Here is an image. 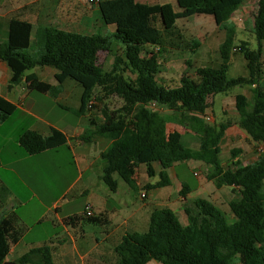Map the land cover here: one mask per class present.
<instances>
[{"label": "trees", "instance_id": "trees-1", "mask_svg": "<svg viewBox=\"0 0 264 264\" xmlns=\"http://www.w3.org/2000/svg\"><path fill=\"white\" fill-rule=\"evenodd\" d=\"M171 3L147 4L137 0H100L98 9L105 25L114 26L111 35L80 34L50 25H39L36 30L34 56L29 54L33 26L28 20L13 18L8 25L6 42L0 44V60L11 69L9 89L24 84L29 91L55 95L59 89L41 80L36 73L26 74L35 67H50L59 85L73 80L83 90L77 115L89 109L92 95L98 91L103 98L111 96L124 100L116 112L103 111L101 123L89 129L81 138L91 142L106 137L110 144L102 153L106 160L102 179L111 192H117L119 179L134 188L137 169L146 166L149 177L156 175L154 164L161 167L160 180L151 188L171 185L167 170L176 163L202 161L209 167L207 179L217 187L238 189L241 198L231 201V221L227 214L206 199H194L184 211L188 223L183 225L178 215L168 207L155 209L146 231L126 234L116 246L118 264H264V157L254 164L235 161L233 169L223 168L220 154L226 129L204 120L209 99L217 94H229L238 86H255L252 98L235 96L238 127L257 143L264 142V83L262 70V42L264 41V0H257L258 9L253 19V32L259 48L250 49L246 42L238 46L247 62L248 75L230 77L231 37L220 45L221 62L217 67H195L193 76L179 80L161 81V66L156 47L162 43L163 32L175 30L179 19L195 15L214 18L220 30L232 31L226 21L247 0H175ZM114 42L121 45L110 71L99 64L102 52L111 53ZM193 41L192 53L200 47ZM236 48V47H235ZM233 48V51L234 49ZM235 52V51H234ZM238 52V51H237ZM188 67H192L189 61ZM151 104L167 106L175 116H161ZM16 111V106L0 96V120L5 121ZM180 122L198 138L199 147L191 149L178 131L168 132L167 125ZM93 139V140H92ZM69 138L62 131L51 128L48 136L31 130L23 131L18 145L28 156L46 151L69 148ZM240 151H233L237 156ZM1 163V162H0ZM149 187V188H150ZM190 192L183 184L180 195L186 199ZM25 233L19 217L12 212L0 219V264L5 262L11 245ZM40 255V261L34 258ZM55 264L48 245L32 249L18 259L17 264Z\"/></svg>", "mask_w": 264, "mask_h": 264}, {"label": "rangeland", "instance_id": "rangeland-1", "mask_svg": "<svg viewBox=\"0 0 264 264\" xmlns=\"http://www.w3.org/2000/svg\"><path fill=\"white\" fill-rule=\"evenodd\" d=\"M138 1L151 5L171 3L178 11L175 0ZM41 3L44 7V11H47V9H49L51 5L56 4L59 7L58 12L60 13V15L67 17L66 20L59 19L52 22L51 25L57 28H62L68 31L86 35H111L114 32V26L109 27L104 24L98 9V2L92 0H41ZM249 6L250 9H248V13L240 14L239 11L234 13L233 18L236 20L234 21L235 25L231 26L233 28L231 32L218 29L214 22L196 26L193 21L204 18L205 16L203 15H195L187 19H179L178 25L175 30H173L171 33L163 32L160 50L157 51L161 66V74L158 75V79L161 81H169L179 80L185 74L193 76L195 67L197 65H199L200 67L214 68L219 66L221 61L219 49L226 36H229L231 37V39H233V47L230 51V63L233 57H235L234 60L237 59V55L240 58H243L239 50L238 52L233 51V48H238V46L243 41L248 44V47L250 49H258L259 43L253 32V19L258 9V4L257 2H254ZM44 14L46 15V13ZM74 21H77V23H74ZM184 32H186V37L183 35ZM195 40L202 43L197 53L201 50L202 57H206L205 53L208 51V59L201 60V56L198 57V55L195 56V54L192 53V45L193 41ZM35 43L36 42L34 41V45H32V47H30L28 51L31 56H34L38 52H41L39 51V48ZM120 46L121 45H118L114 42V44L112 45L111 53L102 52L99 55V64L103 67L104 71H110L112 69L116 53H122V49L120 48ZM261 46L263 52L261 68L263 70L264 78V41L262 42ZM242 60L244 61V58ZM187 61H189L192 65L191 68L188 67L186 63ZM236 64H238V62ZM240 69L241 70L230 71L229 76L233 78L244 76L246 74V71L248 75V69H242V65H240ZM51 70V68H47L42 71L41 74L45 79L51 82H56V80L52 79L53 76ZM33 72H35V69H29L28 71H26V74ZM68 82L73 83V86H68V94L70 96H73L77 93L79 95V93L82 92L81 86L79 84L77 85L75 81L69 79ZM21 85L22 84H19L14 87H16V89L20 91ZM76 85L77 89L75 87ZM251 90L252 88L250 85H244L233 88L229 94H217L214 97L213 104L210 103V114L215 117L216 124L220 125L221 123L229 121L233 117L231 111L230 113L227 112L225 114L226 116L222 113V101L226 97L234 95L236 96L237 94L247 95L248 92L249 98H252ZM31 94L33 97L35 96L44 101L45 104L54 106L52 118L55 119L52 121L57 123V126L59 128L65 129V131H67L68 133H73V131L81 129L80 118L75 112L78 105H80L79 96L78 99H76V97H73L72 100L66 102L68 105L61 102V104L59 105L54 103L53 98L49 96L47 97L46 94H42L36 91H32ZM103 96L104 95H101L100 93H98V91H96L90 99L91 103L87 112L90 113L89 118H91V126L96 127V125L102 122L103 111L107 110L108 112H116L121 110L125 104L124 100L120 99L119 97L111 96L109 98H103ZM31 98L32 97L27 99V101L30 102ZM150 107L154 111H157L163 117L175 116L173 115L174 113L172 112V110L167 106L151 104ZM229 110L230 109L228 108V111ZM207 116L208 115H205L204 120L207 123H210L207 120ZM10 128L11 125L5 126V131L9 132L7 136L12 138L11 136L13 129L10 130ZM168 128L167 131L173 130L175 128L183 130V132L185 133L182 136V140L187 147L191 149L199 147V145H196L195 147L190 145V142L192 141L191 136L195 134L189 128L184 127L182 123L177 121L169 123ZM81 137L79 140L84 142ZM78 147L79 146L76 145L75 148L77 149ZM94 147L86 144L82 145V147L78 150H95ZM68 150L70 149L62 147L55 151H49L45 155H42L40 157L33 156L35 157L34 159H32V164L34 167H31L33 169L30 172V183H28L30 187H27V185L18 175H10L4 170H0V175L12 181L13 185H15L17 189L25 190L26 192L30 193L31 201L26 203L23 208H20L18 210L20 211L21 215H25L28 224L31 226V231L26 237V241L40 239L43 240L52 237V234L55 232V230L51 219H46L44 220V222L39 224L37 221L42 215L47 214V217H49V209L54 208L56 201H59L58 203L62 204L63 206L64 212H62V215H64L65 212L80 214L83 211L85 212V205L87 203H92L88 199L87 194H78L76 188H74L73 190L70 189L72 183L79 176V171L74 164V158L72 154ZM237 150H239L240 152L237 154V156H234L233 151ZM260 157H264V142L257 143L251 140L249 145L241 141L234 142L233 140L229 139L222 141V152L220 154V159L225 170L235 168V161L241 162L243 165H249L257 162ZM98 165L99 164H97V166ZM97 166L95 167V169H92L91 171L84 174V180L91 173L96 176ZM175 167L176 171L179 174V179L184 181L188 185V187L194 191V193L192 194L193 198L186 204H182L183 198L181 196H179L178 202L173 204L179 220L183 223V225H186L188 223V217L184 211V208L187 206H192L194 199L197 198L209 200L214 205L222 209L231 221L233 220L234 216L230 210L229 204L231 201H238L241 198L238 189H232L225 185L219 188L217 187L215 182L209 181L207 179L209 167H205V164L202 161H183L176 163ZM195 172L197 173V175H194ZM136 179L137 181L134 188L127 185L122 179H119L120 185L118 194L116 195V192H113L111 194L117 199H127L132 208L145 207L146 204L149 203L150 197L146 199L141 198V193L145 192L146 190V188H144V184L146 183L147 179H149L151 182H157L160 180V177L158 174L153 177H149L146 173V166L142 164L137 169ZM99 182L100 180L95 178V180L92 181L93 186L91 187V190L99 191L101 189ZM176 188L177 183H174L173 180V185H170L167 189L171 191L175 190ZM31 189L34 191V193H31ZM152 190L153 189H149V194L153 192ZM88 230L90 233V235H88L89 239H93L95 237L98 240H102L105 236V233H103L101 227L89 224ZM57 231H60V229ZM68 246L70 248L72 247L71 244H69ZM110 246L111 240L103 242L99 249H105L106 251H108V248H110ZM94 256L96 257V254H94ZM72 257L76 261H78V252L75 253V255L73 254ZM75 260L73 261L74 263ZM151 264H156V262L152 261Z\"/></svg>", "mask_w": 264, "mask_h": 264}, {"label": "crops", "instance_id": "crops-1", "mask_svg": "<svg viewBox=\"0 0 264 264\" xmlns=\"http://www.w3.org/2000/svg\"><path fill=\"white\" fill-rule=\"evenodd\" d=\"M254 2H257V0H247L236 12L239 11L240 14L248 13V9H250L249 5ZM58 10L59 7L55 4L51 5L49 9H47V11H44V7L41 3V0H0V44L6 42L7 40L9 22L13 18H19L22 20H28L32 23V47V45H34V41L36 42V30L39 25L52 26L51 24L53 21L59 19H67L66 16H61ZM44 13H46V15ZM233 15H231L226 21V24L228 26L235 25L234 21L236 19L233 18ZM203 16L205 17L193 21V23H195L196 26L210 24L212 22L215 23L214 18L212 16ZM74 23H77V21H74ZM177 25L178 21L176 23V27ZM217 28L219 29L218 26ZM183 35L186 37V32H184ZM201 45L202 43L200 44V47ZM199 48L193 54H195V56L198 55V57L201 56V60L208 59L209 52L207 51L205 53L206 57H202L201 50L197 53ZM158 49H160V46L156 47V51ZM234 58L235 57H233L230 63L229 72L232 70H241L240 65H242V69L245 68L247 70V62L245 59L244 61L242 60L244 57L240 58L237 55L236 60L238 64H236L237 62L236 60H234ZM196 67L200 66L197 65ZM47 68L50 67L37 66L34 68V73H36L41 80L49 83L52 86H56L59 89L57 94H46V96L52 97L53 102L59 105L61 103L68 105L66 102L72 100L73 97H76V99H78L79 96L81 105V96L83 90L79 93V95L77 93L73 96H70L68 94V86H73V83L68 82L69 80H67L63 85H59L57 82H51L45 79L42 76L41 72ZM51 69V73L53 76L52 79L55 80V70L53 68ZM245 75H247V71ZM10 78V67L6 62L0 60V96L10 101L16 106V111L12 116H10L5 121L0 120V170H4L10 175H18L27 185V187H30L28 183H30V172L33 169L31 168L33 166L32 159H34L35 157L28 156L21 150L18 145V137L25 130L36 131L44 136H48L51 132V128H56L66 134L69 138L68 145L70 150L68 151L72 154L74 158V164L79 171V176L72 183L70 189L73 190L74 188H76L78 194H87L88 199L92 202L93 205L94 216L86 217L84 215V211L80 214L65 212L64 215H62V212H64L63 206L62 204L58 203L59 201H56L54 208L49 209V217H47V214H45L39 217L37 221L39 224L44 222V220L46 219H51L55 230V232L52 234V237L43 240L40 239L26 241V237L31 231V226L28 224L25 215H21L20 211L18 210L20 208H23L26 203L31 201L30 193L26 192L25 190L17 189L15 185H13L12 181L0 175V219L12 212H15L19 217L21 225L25 227V233L22 238L17 243L11 245L10 253L6 257L5 262H13L14 264H17L18 259L27 254L30 250L40 248L44 245H48L52 249V257L55 264H118V257L115 253V248L121 242L122 238L128 233L146 231L149 227L151 213L155 209L168 207L176 213L173 204L177 203L179 196H181L180 191L182 189V185L187 184L179 179V174L176 171V167L174 166L167 170V174L169 180L171 181V186L173 185L174 180V183H177V188L171 191L167 189L169 186L164 188H151L150 186L157 184L159 181L151 182L149 179H147L146 183L144 184V188H146V197L144 199L150 197V201L146 204L145 207L132 208L131 204L127 201V199L115 198L111 194L113 192L110 191V189L102 179L103 170L106 166V160L102 157V153L105 152V150L109 146V139L106 137H97L91 142H82L79 140L84 133L94 127L91 126V118H89L90 113L86 111L84 115H78V117L80 118L81 129L75 130L73 131V133H68L67 131H65V129L59 128L57 126V123L52 121L55 119L52 118L54 106L50 104L47 105L41 99L35 96L33 97L31 92H28V90L25 88L24 84L21 85L20 91L16 89V87L9 89L8 84ZM77 85L75 86L76 89ZM251 88L253 89L255 88V86H251ZM246 96L249 97L248 92ZM30 97H32L31 101L28 102L27 99H29ZM214 97L209 99V102L211 104H213L214 102ZM80 105H78L75 112L79 110ZM228 108L230 109L229 111ZM210 110L211 106L207 109L206 115H208L207 117H210L212 119L210 121L211 124L217 125L215 122V117L210 114ZM230 111L233 114V117L229 121L221 123L227 124L228 122H231V125L225 131V136L223 140L229 139L233 140L234 142L241 141L250 145L251 139L236 124L238 122L239 115L236 111L235 95L226 97L222 101L223 115H225L227 112L230 113ZM7 125H11L10 130L13 129L11 136L12 138L8 137L7 135L9 134V132L5 131V126ZM168 127L169 124L167 125V128ZM173 131L180 132L182 136L185 133L179 128L169 130L168 132ZM191 137L192 141L190 142V145L194 147L196 145H199V138L196 135H193ZM86 144H89L92 147L95 146V150H78L82 147V145ZM76 145L79 146L77 149L75 148ZM195 149L197 148L195 147ZM47 152L49 151L38 155V157L45 155ZM97 164L99 165L97 166ZM96 166V176L91 173L84 180V174L91 171L92 169H95ZM154 168L156 170V174H158L161 169L159 164H154ZM196 174L197 173L195 172L194 175ZM95 178L100 180L99 184L101 189L99 191L91 190V187L93 186L92 181L95 180ZM149 189H153V192L151 194H149ZM31 193H34L32 189ZM193 193L194 191L190 189V192L186 195V199L181 196L183 198V205L193 198ZM117 194L118 190L116 192V195ZM89 224L101 227L103 233H105V236L102 240H98L95 237L93 239H89ZM59 229L60 231H57ZM109 240H111V246L110 248H108V251H106L105 249H99L103 242ZM69 244H71V248L68 246ZM77 252L79 255V262L72 257V255H75V253ZM94 254H96V257L94 256ZM40 257L41 256L38 255L37 258H34V262H39ZM74 260L75 263L73 262ZM151 263L152 261L148 264ZM27 264L34 263L29 262ZM156 264L159 263L156 262Z\"/></svg>", "mask_w": 264, "mask_h": 264}, {"label": "built area", "instance_id": "built-area-1", "mask_svg": "<svg viewBox=\"0 0 264 264\" xmlns=\"http://www.w3.org/2000/svg\"><path fill=\"white\" fill-rule=\"evenodd\" d=\"M92 1L99 2L100 0H92ZM234 51L237 52V51H238V48H235ZM90 103H91V101H90ZM90 103H89V107H90ZM207 120L210 122L212 119H211L210 117H207ZM196 175H197V174H196ZM145 197H146V192H143V193L141 194V198L144 199ZM84 215H85L86 217H93V216H94V210H93V205H92V203H87V204L85 205V212H84Z\"/></svg>", "mask_w": 264, "mask_h": 264}, {"label": "water", "instance_id": "water-1", "mask_svg": "<svg viewBox=\"0 0 264 264\" xmlns=\"http://www.w3.org/2000/svg\"><path fill=\"white\" fill-rule=\"evenodd\" d=\"M3 264H14L13 262H4Z\"/></svg>", "mask_w": 264, "mask_h": 264}]
</instances>
